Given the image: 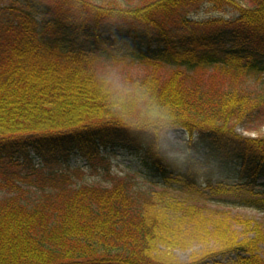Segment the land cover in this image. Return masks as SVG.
Masks as SVG:
<instances>
[{
    "label": "trees",
    "instance_id": "1",
    "mask_svg": "<svg viewBox=\"0 0 264 264\" xmlns=\"http://www.w3.org/2000/svg\"><path fill=\"white\" fill-rule=\"evenodd\" d=\"M51 1L126 23L108 30L100 16L0 0V264H181L171 249L207 240L234 257L191 264H264L257 228L241 240L236 218L111 177L109 163L137 156L166 185L261 186L243 204L264 211V139L238 132L264 121V87L250 85L264 83V0ZM202 5L232 16L193 19ZM113 73L168 113L169 131L190 136L177 168L160 139L116 125L139 109L114 106ZM85 168L109 186H78Z\"/></svg>",
    "mask_w": 264,
    "mask_h": 264
},
{
    "label": "rangeland",
    "instance_id": "2",
    "mask_svg": "<svg viewBox=\"0 0 264 264\" xmlns=\"http://www.w3.org/2000/svg\"><path fill=\"white\" fill-rule=\"evenodd\" d=\"M12 0H6L11 2ZM42 3L47 5L52 11L61 15L75 14L77 17H85L89 22H94L97 16L101 17V22L105 29L110 30L116 25L126 23V20L116 17H102L98 12L91 10L78 11L73 10L69 6L58 8L51 0H41ZM231 12L227 11H214L209 5H202L199 12L192 14L191 17L197 20H207L210 18H223L231 17ZM252 87H264L263 77L257 76L250 80ZM261 87V88H262ZM249 128L240 126L238 132L250 138L264 139V121L256 123ZM161 147L168 153L170 160L174 162V168L182 163L184 158L190 152V136L182 131L174 130L164 134L160 138ZM111 168V177L128 176L134 182L135 187L152 189L155 191L164 190L173 198L183 200L186 203H199L208 206L211 209L221 210L219 212L229 219H235L232 222V233L239 239L253 238L255 236V229L264 233V211L254 207L245 206L243 202L252 194L249 190L253 191L262 190L261 186H248L245 187L231 186L233 179L223 178V183L220 186L212 185L210 188L206 187L207 183L199 184L197 187H185L174 179H168V185L162 184L160 179L154 175H147L144 168L143 160L136 157L117 156L110 157L109 159ZM215 166V165H213ZM212 166V167H213ZM211 168V167H210ZM217 167H214L212 174V182L220 180L217 175ZM218 173L215 175V173ZM150 173H152L150 171ZM203 182L202 180H199ZM75 182L79 185H93V186H109V178L104 173L90 171L83 169L75 176ZM165 182V180H163ZM161 183V184H160ZM238 221V222H237ZM160 250H164L162 246ZM221 244L214 240H207L205 242H193L186 247H176L170 250L174 259L181 264H191L196 262L214 263L215 261L225 262L233 258V255H222Z\"/></svg>",
    "mask_w": 264,
    "mask_h": 264
},
{
    "label": "clouds",
    "instance_id": "3",
    "mask_svg": "<svg viewBox=\"0 0 264 264\" xmlns=\"http://www.w3.org/2000/svg\"><path fill=\"white\" fill-rule=\"evenodd\" d=\"M105 87L114 106L121 111L138 108L139 116L135 120L120 119L116 125L130 133H148L159 139L166 134L170 117L168 113L155 104L147 92L121 80L115 73L105 80ZM159 151V149H156Z\"/></svg>",
    "mask_w": 264,
    "mask_h": 264
}]
</instances>
